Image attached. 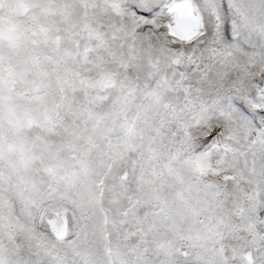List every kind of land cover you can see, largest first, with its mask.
<instances>
[{"label":"snow or ice","instance_id":"6c2138e0","mask_svg":"<svg viewBox=\"0 0 264 264\" xmlns=\"http://www.w3.org/2000/svg\"><path fill=\"white\" fill-rule=\"evenodd\" d=\"M0 264H264V0H0Z\"/></svg>","mask_w":264,"mask_h":264}]
</instances>
